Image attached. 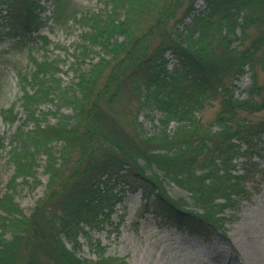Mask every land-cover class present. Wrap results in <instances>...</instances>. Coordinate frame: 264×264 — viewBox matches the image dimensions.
Wrapping results in <instances>:
<instances>
[{
    "label": "trees",
    "instance_id": "16d2710c",
    "mask_svg": "<svg viewBox=\"0 0 264 264\" xmlns=\"http://www.w3.org/2000/svg\"><path fill=\"white\" fill-rule=\"evenodd\" d=\"M38 2L0 0V37L17 38L13 44L31 39L45 52L49 40L39 30L49 21L65 26L71 20L87 28L77 58L81 54L83 61L95 46L104 54L87 71L73 68L77 81L68 86L62 85L56 58L31 57L33 70L17 72L23 119L11 134L8 161L13 171L0 192V264H39L38 252L54 264H127L105 256L99 242L91 244L95 260L77 255L78 236L86 233L85 227L111 224L113 206L121 202L119 190L114 191L120 184L130 192L139 190L141 209H157L179 231L205 241L224 236V213L251 194L244 182L258 171L252 158L264 149V114L253 122L237 116L239 111H264V83L258 85L252 71L246 97L238 99L233 93L234 80L245 66L253 70L255 53L264 46V0H204V9L188 23L196 0H166L140 35L134 29L150 13L152 0H103V11L84 13L69 0H52L50 16L42 15ZM182 24L181 31L177 26ZM252 26L258 34L244 45ZM158 29L162 39L153 44ZM167 51L177 61L171 70ZM76 64L75 58L71 66ZM107 68L104 82L96 87ZM127 84L139 110L160 112L156 132L143 135L135 127L129 135L100 114L103 98L113 102ZM207 98L220 100L212 122L218 126L215 131L212 123L195 116ZM45 104L53 109L41 110ZM63 108L71 113L63 114ZM49 114L53 123L47 120ZM0 116L7 124L20 120L13 105L1 108ZM172 121L176 126L168 133ZM28 122L32 128L25 130ZM2 142L0 137V150ZM239 157L244 158L243 170L235 174ZM40 167L46 175L43 196L26 216L13 199L14 185L17 179H32L37 185ZM167 182L184 190L199 211L186 208L183 198L169 196Z\"/></svg>",
    "mask_w": 264,
    "mask_h": 264
},
{
    "label": "rangeland",
    "instance_id": "374dc122",
    "mask_svg": "<svg viewBox=\"0 0 264 264\" xmlns=\"http://www.w3.org/2000/svg\"><path fill=\"white\" fill-rule=\"evenodd\" d=\"M72 7L79 12H100L105 8L103 0H69ZM166 0H152L153 7L150 13L144 15L137 22L134 33L140 35L147 30L149 24L153 22L155 15L162 9ZM43 7V16H50L53 8L52 0H39ZM194 13L203 9V1L197 0L194 4ZM0 9L1 6H0ZM4 13V10L1 12ZM180 11H177V16ZM190 21L186 18L184 23ZM173 21H169L167 28ZM179 30H183V24L178 25ZM87 28L71 20L65 26L52 24L50 21L40 30V35H45L49 40L47 50L42 52L39 50L34 41L24 39L23 42L13 44L12 37H0V109H8L11 105L18 112L20 120L12 124L5 123L0 116V137H2L3 148L0 150V192L3 193L9 184L12 175L13 165L8 161V151L11 148V134L23 119V112L20 106L21 89L18 84L17 72L29 73L33 70L31 57L42 59L49 57L56 58L60 61L59 76L62 85L68 86L77 81V72L73 70L78 66L80 71H87L99 56L104 54V50L100 47H91L87 57L81 61V54L77 58L78 46L82 45L83 32ZM152 38L153 44L162 39L160 35ZM248 40L244 41L246 45L250 38L258 34L255 27L248 29ZM238 36V30H236ZM121 39V37L119 38ZM237 43V41H235ZM234 43V44H235ZM122 54V53H121ZM168 58V69L176 64V59L172 57L170 52L165 53ZM76 66H71L75 61ZM112 65L110 58L107 59ZM79 64V65H78ZM248 69V70H247ZM108 68L100 72L96 87H99L108 73ZM245 74L242 75L236 83L233 90L234 96L238 99L246 97L245 89L251 85L252 71L255 74L256 83L258 85L264 83V46L259 49L254 56L253 70L245 67ZM108 97L105 96L98 105L99 112L106 121L113 123L118 129L125 133L134 134L135 127L141 129L143 135H150L160 128L158 120L160 112L156 109L142 108L138 109L136 97L132 94L128 84L120 88L117 98L108 103ZM258 99V96H254ZM41 110L50 109L51 104L41 105ZM220 109L219 98L204 100L203 108L195 112L196 118H199L206 125L212 123L216 113ZM63 114H70L69 108L61 110ZM264 111L257 113H246L239 111L237 116L250 121L260 119ZM49 123L55 121L54 116L48 115ZM105 122V123H107ZM176 126L174 121L170 122L166 128L168 133H172ZM32 128V122H28L24 129ZM212 131L218 130L216 124H211ZM264 140V135L263 138ZM261 145V144H260ZM77 152L71 154V161L76 159ZM43 162V156H40ZM243 157L236 159L237 167L235 174L241 173L243 170ZM252 161L257 163L258 171L250 180L244 182L245 187L251 194L248 198L241 200L237 209H227L225 211L226 222L224 224L225 235H213L209 240L205 241L197 235H188L174 227L171 221L165 220V216L158 211L148 210L144 212L141 209V194L137 190L130 192L125 186L117 185L114 191L119 190L121 202L113 206V212L110 216V222L94 228H84L86 233L78 236L80 244L77 255L87 259H96V254L92 250L91 244L105 247V256H114L123 259L127 264H264V149L261 156H254ZM39 183L32 179H28L27 183L17 179L15 182V192L12 194L14 201L18 204L23 214L29 216L33 210L35 202L43 196L46 184V175L39 168ZM158 173V171H156ZM149 173V172H147ZM165 189L172 198H183L185 207L190 210L199 211L192 205V201L188 194L175 186L171 182H167ZM150 211V212H149ZM60 213L61 211L58 210ZM9 233L5 235L9 239ZM67 248L71 249V243L65 240ZM39 264H54L45 257L41 252L37 253Z\"/></svg>",
    "mask_w": 264,
    "mask_h": 264
}]
</instances>
